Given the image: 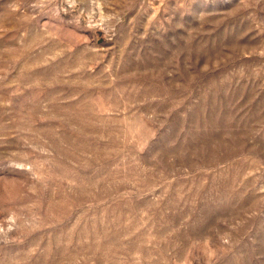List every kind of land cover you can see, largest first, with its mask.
Returning <instances> with one entry per match:
<instances>
[{"label":"rangeland","instance_id":"374dc122","mask_svg":"<svg viewBox=\"0 0 264 264\" xmlns=\"http://www.w3.org/2000/svg\"><path fill=\"white\" fill-rule=\"evenodd\" d=\"M0 264H264V0H0Z\"/></svg>","mask_w":264,"mask_h":264}]
</instances>
